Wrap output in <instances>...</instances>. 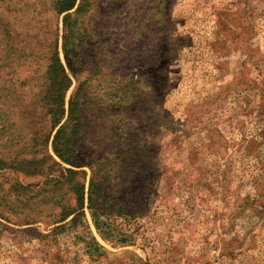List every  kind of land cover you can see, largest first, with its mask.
Returning <instances> with one entry per match:
<instances>
[{"label": "rangeland", "instance_id": "374dc122", "mask_svg": "<svg viewBox=\"0 0 264 264\" xmlns=\"http://www.w3.org/2000/svg\"><path fill=\"white\" fill-rule=\"evenodd\" d=\"M48 1L0 0V20L27 44V18H52ZM86 2L83 27L96 38L78 66L93 145L111 127L112 140L134 134L156 146L141 153L156 156L158 192L108 235L87 209L57 229L47 194L8 191L40 178L0 171V264H264V0ZM33 75L24 67L6 78L35 85Z\"/></svg>", "mask_w": 264, "mask_h": 264}, {"label": "trees", "instance_id": "16d2710c", "mask_svg": "<svg viewBox=\"0 0 264 264\" xmlns=\"http://www.w3.org/2000/svg\"><path fill=\"white\" fill-rule=\"evenodd\" d=\"M160 4L154 15L161 12ZM48 10L50 19L45 15L40 20L27 18L34 23L24 34V45L18 41L14 25L7 28L9 21L0 20V102L7 104L16 119L11 122L8 115L0 117V140L5 139L0 145V171L40 178L34 185L12 184L8 191L37 189V194H47L42 203L56 209L48 217L57 229L87 209L99 234L108 235L104 233L117 228L118 219L139 216L141 206L146 208L155 198L152 194L158 192L161 176L158 162L155 154L152 160L141 152L156 146L138 140L134 134L112 140L117 129L110 127L109 136L95 150L91 137L94 126L87 117L86 79L80 80L83 70L78 66L90 53L85 43L89 46L96 38L83 27L91 6L86 0H50ZM24 67L34 74L35 85L26 79L7 80L8 73ZM73 80L76 87L66 100ZM24 88L31 95L28 101L15 97L17 90ZM108 107L114 113L130 114L126 108Z\"/></svg>", "mask_w": 264, "mask_h": 264}]
</instances>
